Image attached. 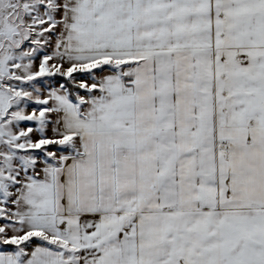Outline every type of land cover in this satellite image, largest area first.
Listing matches in <instances>:
<instances>
[{
	"label": "snow or ice",
	"instance_id": "6c2138e0",
	"mask_svg": "<svg viewBox=\"0 0 264 264\" xmlns=\"http://www.w3.org/2000/svg\"><path fill=\"white\" fill-rule=\"evenodd\" d=\"M0 264H264V0H0Z\"/></svg>",
	"mask_w": 264,
	"mask_h": 264
}]
</instances>
